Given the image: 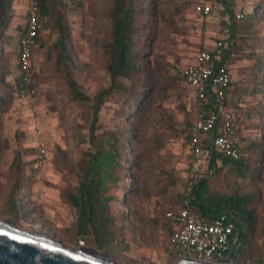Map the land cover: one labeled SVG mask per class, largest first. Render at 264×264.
<instances>
[{"label": "rangeland", "instance_id": "374dc122", "mask_svg": "<svg viewBox=\"0 0 264 264\" xmlns=\"http://www.w3.org/2000/svg\"><path fill=\"white\" fill-rule=\"evenodd\" d=\"M64 1L72 72L81 90L94 98L111 83L104 54V46L110 41L107 9L111 1ZM140 2L152 11L151 16L142 14L138 19L143 24V37L137 47L142 66L137 85L146 90L144 106L136 115L130 111L124 118L128 95L113 93L99 113L93 140L92 103L69 99L64 78L53 72L54 61L48 58L47 48L58 35L51 29L41 31L43 44L34 47L36 95L24 97L18 93L17 28L25 25L29 1L13 2L8 29L12 39L4 45L0 62V75L9 86L0 89V98L8 100L0 122V220L9 219L19 228L46 233L68 248L100 250L92 236L76 235L78 211L67 198L79 187L78 163L84 154L94 152L98 138L107 132L127 128L128 137L121 135L127 145L122 149L123 162H132L128 171L137 182L131 186L125 179L119 186L134 188L132 193L136 195L130 194L126 200L118 193L110 203L116 236L123 243L115 242L111 249L101 250L116 264H177L180 259L170 251L172 237L164 226L165 213L174 208L193 174L202 178L209 173L204 167L198 170L200 167L196 168L191 158L188 130L198 117L200 104L194 89L182 80V71L197 61L199 49L225 38L238 48L234 50L239 56L231 67L233 82L257 86L262 75L260 61L264 59V9L255 8L256 0H236L230 9L227 2L217 3L212 13L204 16L195 12L193 0ZM239 12L246 17L255 13L256 20H238ZM233 24L238 29L236 42ZM229 110L240 136L264 143V115H255L257 110L264 111V97L244 95L239 106ZM41 146L46 156L39 164L37 153ZM248 156L255 178L248 175L245 179H228L227 174L216 173L211 186L228 191V186L235 183L243 192L256 195L258 224L252 247L256 255L251 261L255 264L260 263L259 258L264 260V252H257L264 228V148ZM111 189L109 195L114 196L116 188ZM13 194L18 209L8 204Z\"/></svg>", "mask_w": 264, "mask_h": 264}, {"label": "trees", "instance_id": "16d2710c", "mask_svg": "<svg viewBox=\"0 0 264 264\" xmlns=\"http://www.w3.org/2000/svg\"><path fill=\"white\" fill-rule=\"evenodd\" d=\"M14 1L0 0V62L3 59L4 45L12 39V36L8 34V29L13 18L12 4ZM36 1L41 17V29L36 42L40 45L43 44L41 35L43 29H51L57 33V39L47 48V55L48 58L54 61L53 72L60 74L65 80L68 98L72 101L92 103L91 107L94 117L91 126L92 140L95 137V131L98 129L96 122L99 113L107 97H110L113 93L124 92L128 95L126 109L122 112L124 118L130 115V111H133L131 112L132 115H136V113L141 111L147 93L142 85H137L138 76L142 71V66L138 61L139 52L137 47L139 38L143 37V24L138 19L142 14L151 16L152 11L149 10L150 8H144L140 0H110L111 5L107 9L108 18L111 21L110 41L104 46V54L106 56V69L110 74L111 83L108 88H103L94 98H90L81 90L72 72L73 58L70 28L66 22V2L64 0ZM235 1L226 3L227 8L230 9ZM192 5L194 7V0ZM258 7L261 10L264 9V0H256L255 8ZM256 15L255 13H250L247 14V17L243 15L242 19L246 18L247 21L253 22L256 20ZM233 27L232 32H234L235 41V32L238 29L234 24ZM17 29L19 30V42L24 32V25L18 26ZM232 48L238 50L234 43ZM260 66L262 69L261 80L255 87L237 84L233 82V79L231 80V89L226 93L224 100L228 109L237 108L243 101L244 95L264 97V59L260 61ZM181 78L184 81L183 74H181ZM21 85L22 79L20 76L17 82L18 93L21 92ZM0 89H9L2 75H0ZM196 98L200 104L196 119L218 109V102L212 93L208 94L203 100L198 99L197 94ZM6 103H8V100L0 98V122L1 115L8 109ZM258 114L264 115V111L257 110L255 115L258 116ZM1 131L0 126V134H2ZM235 131L238 138L244 141V145L240 146V157L238 159H232L212 147V138L222 134L221 123L215 130L203 134L204 160L198 170L204 167L209 173L202 178L193 174L185 184L174 208L168 211L180 208L185 192L190 190L192 203L203 220L213 221L225 216L228 221L236 225L234 239L235 241L238 240V244L234 252L233 261L236 264H253L251 261L255 257L256 252L252 250V247L258 224L255 210L256 195L252 192H243L237 184H232V182V185L228 186V191H218L211 186V178L216 173L223 172L224 175L227 174L228 179H232V177L245 179L248 175L250 178L256 177V171L254 172L253 168L248 164V155L249 153L262 151L264 143L261 140L249 141L247 138L240 136L239 128L236 126ZM125 133H128L127 128L121 132L119 130L109 131L106 136L98 138L99 141L95 151L85 153L79 161V187L74 194H70L67 198L69 203L78 211L76 235L82 238L92 236L95 245L100 250L111 249L115 242L123 243V239H118L116 236L114 218L110 212V203L116 200L118 193L122 197L125 195L126 200L129 199L130 194L136 195V192L132 193L134 188L119 186V182L125 179L131 182V186L137 182L136 176L128 171L132 162H123L124 153L122 149H125L127 145L124 146L125 143L122 141L121 135L127 138L128 136ZM188 138L192 158L193 148L190 128L188 130ZM112 186L117 191L114 196L109 195ZM8 204L12 209L20 208L14 194L9 197ZM167 212L165 213L167 222L164 223V226L168 229L170 237H172L176 230V224L166 217ZM260 239L262 244L258 247L259 251L257 252L263 253L264 228L260 232ZM259 262L264 263V260L259 258Z\"/></svg>", "mask_w": 264, "mask_h": 264}, {"label": "built area", "instance_id": "2783aa9c", "mask_svg": "<svg viewBox=\"0 0 264 264\" xmlns=\"http://www.w3.org/2000/svg\"><path fill=\"white\" fill-rule=\"evenodd\" d=\"M29 1V10L24 25V32L19 39V70L22 79L21 95L34 97L37 93L33 71V53L37 36L41 29V17L36 0ZM230 3L234 0H194L196 13L208 16L213 6L220 2ZM224 4V3H223ZM238 20L243 18L237 13ZM239 54L225 38H219L211 45H205L198 51L197 61L186 66L182 72L186 84L193 87L197 97L203 100L212 93L218 109L195 120L190 127L192 145V161L196 168L201 167L204 160L202 136L211 132L221 123L222 134L212 138V147L223 152L232 159L240 157V146L244 141L239 139L235 131L234 114L225 105V95L231 89V67ZM46 149L38 148L39 164L45 160ZM167 218L176 224V230L170 241L172 254L183 258H193L203 262L225 263L226 256L234 244L236 225L222 216L213 221H205L198 214L192 203L190 190L186 191L182 205L176 210L168 211Z\"/></svg>", "mask_w": 264, "mask_h": 264}, {"label": "water", "instance_id": "95a60500", "mask_svg": "<svg viewBox=\"0 0 264 264\" xmlns=\"http://www.w3.org/2000/svg\"><path fill=\"white\" fill-rule=\"evenodd\" d=\"M238 240L223 264L233 261ZM0 264H116L102 250L68 248L43 232L17 227L12 221L0 220ZM177 264H216L183 258ZM261 264V263H255ZM264 264V263H263Z\"/></svg>", "mask_w": 264, "mask_h": 264}, {"label": "crops", "instance_id": "0c3cea01", "mask_svg": "<svg viewBox=\"0 0 264 264\" xmlns=\"http://www.w3.org/2000/svg\"><path fill=\"white\" fill-rule=\"evenodd\" d=\"M220 3H221V5H223L224 2H220Z\"/></svg>", "mask_w": 264, "mask_h": 264}]
</instances>
